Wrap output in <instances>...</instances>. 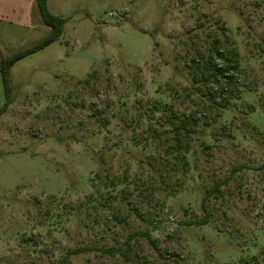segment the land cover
<instances>
[{"label":"rangeland","instance_id":"374dc122","mask_svg":"<svg viewBox=\"0 0 264 264\" xmlns=\"http://www.w3.org/2000/svg\"><path fill=\"white\" fill-rule=\"evenodd\" d=\"M48 10L0 116V264H264V0Z\"/></svg>","mask_w":264,"mask_h":264},{"label":"trees","instance_id":"16d2710c","mask_svg":"<svg viewBox=\"0 0 264 264\" xmlns=\"http://www.w3.org/2000/svg\"><path fill=\"white\" fill-rule=\"evenodd\" d=\"M37 7L39 9V13L41 16V19L43 23L50 28V33L47 37L44 39L38 41L35 43L32 47L21 50L18 52L13 53L8 58L2 59L0 62V72L4 87V92L6 95V102L0 108V116L7 110L9 106V88H10V81H9V70L10 68L17 63L18 61L22 60L23 58L30 56L32 54H35L39 51H42L46 47L50 46L54 42L58 40V38L61 36L63 31V26L65 24V21L57 16H54L51 14L47 8V0H36ZM218 57H221L220 53L218 52L216 54ZM224 70H218V74H224ZM225 75V74H224ZM214 79H217L216 74H214ZM216 189V188H215ZM202 208L206 210L204 203H202ZM132 237H142L147 239L150 243H155L150 234L149 231L146 230L144 232H137ZM127 245L130 244L129 241L126 242ZM82 250H73L70 255H74L79 253Z\"/></svg>","mask_w":264,"mask_h":264},{"label":"crops","instance_id":"0c3cea01","mask_svg":"<svg viewBox=\"0 0 264 264\" xmlns=\"http://www.w3.org/2000/svg\"><path fill=\"white\" fill-rule=\"evenodd\" d=\"M42 27L47 26L41 19L36 0H0V40H21L22 33ZM47 28L49 35L50 28Z\"/></svg>","mask_w":264,"mask_h":264}]
</instances>
